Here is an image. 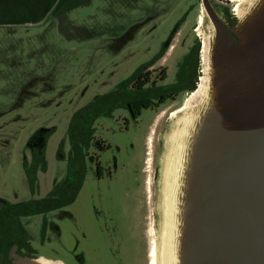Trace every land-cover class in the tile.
<instances>
[{"label": "rangeland", "instance_id": "obj_1", "mask_svg": "<svg viewBox=\"0 0 264 264\" xmlns=\"http://www.w3.org/2000/svg\"><path fill=\"white\" fill-rule=\"evenodd\" d=\"M163 1L93 0L38 27L0 31V199L10 204L41 200L64 179L70 151L68 129L74 116L85 107L107 110L110 103L115 104L116 86L141 64L150 63L188 3ZM183 114L176 116L182 119L187 113ZM124 117L131 123L127 132L120 131ZM149 123L150 111H143L133 123L116 108L112 118L96 119L95 137L111 150L94 146L90 152L99 157L106 173L112 171L114 179L98 183L89 163L71 205L25 220L34 237L31 246L36 257L63 264H129L128 204L123 193L131 185L130 178L122 185L119 173L127 151L141 155ZM160 124L161 115L151 138L171 148L170 136L179 119L172 115ZM166 149L162 154L168 158ZM36 156L41 164L35 165ZM166 167H161L163 173ZM160 202L165 206V196ZM43 223L45 239L40 242ZM156 224L154 220L153 238Z\"/></svg>", "mask_w": 264, "mask_h": 264}, {"label": "water", "instance_id": "obj_2", "mask_svg": "<svg viewBox=\"0 0 264 264\" xmlns=\"http://www.w3.org/2000/svg\"><path fill=\"white\" fill-rule=\"evenodd\" d=\"M202 1L203 82L169 150L161 256L264 264V0H246L231 27ZM16 250L8 264H58Z\"/></svg>", "mask_w": 264, "mask_h": 264}, {"label": "flooded vegetation", "instance_id": "obj_3", "mask_svg": "<svg viewBox=\"0 0 264 264\" xmlns=\"http://www.w3.org/2000/svg\"><path fill=\"white\" fill-rule=\"evenodd\" d=\"M169 1L165 0L162 3L169 5ZM206 1L229 27L235 24L238 16L235 6L240 1L236 4H232L229 0ZM187 2L184 13L160 42L157 52L150 58V63L141 64L128 78L116 86L118 97L116 103H113L114 107L108 111L104 110L103 113L95 117L85 136L83 149L85 177L88 164L91 163L94 167L95 181L101 183L108 179L107 182L110 183L114 179L112 171L109 169L106 173L99 157L90 152L94 146L101 151L111 150L109 144L95 137L94 122L100 117L112 118L114 108L122 110L123 113L125 112L133 123H136L143 111H150L148 134L144 136L141 155H132L134 152L127 151L123 155L126 161L119 173L120 183L125 185L126 178H130L128 184L131 185V189L123 193L128 204L125 210L128 214L129 224L125 228V239L130 253L129 264H154L156 246L158 247L157 264H159L161 256L160 248H162L161 244L163 243L165 219V206L160 202L165 196V172H162L161 167L165 170L167 155L162 154L166 149L163 144H159L151 138L158 127L156 125L153 128L154 123L160 115V126L167 122L172 115L174 117L177 114L175 111L181 107L178 105L183 103L196 90L201 78H203L204 46L209 33L210 22L202 0H188ZM189 18H191V21L186 26ZM121 123L122 128H120V131L127 132L131 126L129 119L124 117ZM169 149H166L168 153ZM34 159L35 165L42 163L37 156ZM114 162L115 167L117 164L116 159H114ZM161 178H163L162 181ZM21 203L10 204L7 200L0 199V207L5 205L15 206ZM50 212L37 215H46ZM37 215L20 218L23 230L22 246L12 245L17 247L16 253L20 256L36 257L31 246L34 237L29 231V221L25 220ZM154 220H157L156 238H153ZM45 224L43 223L40 228V242L45 239ZM151 236L152 239H150ZM83 261L84 263L87 262L85 259ZM8 263L7 253L5 264ZM101 264L105 263L102 261Z\"/></svg>", "mask_w": 264, "mask_h": 264}, {"label": "trees", "instance_id": "obj_4", "mask_svg": "<svg viewBox=\"0 0 264 264\" xmlns=\"http://www.w3.org/2000/svg\"><path fill=\"white\" fill-rule=\"evenodd\" d=\"M112 107L114 104L110 103L107 111ZM94 108L96 107L83 108L70 123L68 129L70 151L67 157V173L64 179L56 182L51 191L41 200H30L15 206L0 207V259L2 264L7 261V253L13 244L22 246L21 217L61 209L75 201L85 177V165L83 163L85 136L95 117L104 112V110ZM28 175L29 182L32 184L34 178H31L30 173Z\"/></svg>", "mask_w": 264, "mask_h": 264}, {"label": "crops", "instance_id": "obj_5", "mask_svg": "<svg viewBox=\"0 0 264 264\" xmlns=\"http://www.w3.org/2000/svg\"><path fill=\"white\" fill-rule=\"evenodd\" d=\"M93 0H0V31L32 28Z\"/></svg>", "mask_w": 264, "mask_h": 264}, {"label": "bare ground", "instance_id": "obj_6", "mask_svg": "<svg viewBox=\"0 0 264 264\" xmlns=\"http://www.w3.org/2000/svg\"><path fill=\"white\" fill-rule=\"evenodd\" d=\"M232 4H236V3H238V1H240V0H229ZM246 0H242V2L241 3H239V4H237L236 6H235V8H236V11L237 12H239V8H240V6H241V4H244V2H245ZM205 60V46H204V57H203V61ZM200 82H203V78H201V81ZM198 93H199V91H198V89L196 90V91H194L189 97H188V99L186 100V104H185V106H184V108L183 109H181L177 114H186L187 112H189L191 109H192V106H193V104L195 103V100H196V98H197V96H198ZM176 114V115H177ZM183 114V115H184ZM174 116V118H176V119H179V124H181V122H184V118H182V119H180V118H178L179 116ZM185 117V116H184ZM178 126H181V125H178ZM180 128V127H179ZM181 129V128H180ZM180 131L181 130H178L177 131V128L175 129V131H172V134H171V136H170V143L172 142L173 143V141H175V139H176V137H177V135H178V133H180ZM167 154H168V152H167ZM168 162V158L166 159V163ZM167 168V167H166ZM167 177V171H166V173H165V176H164V178H166ZM166 181H167V178H166ZM163 240H164V237H163ZM162 245V248H160V255H162L163 253V250H164V246H163V243L161 244ZM157 251H158V247H157ZM160 260H159V264H165V263H163V258H162V256H160V258H159ZM56 262H58V264H63L62 262H60V261H56ZM156 264H157V252H156Z\"/></svg>", "mask_w": 264, "mask_h": 264}]
</instances>
